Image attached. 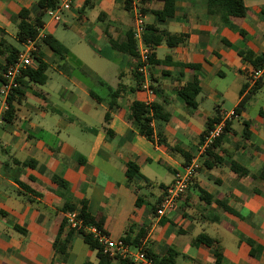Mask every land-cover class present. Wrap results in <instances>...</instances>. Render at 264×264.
Returning a JSON list of instances; mask_svg holds the SVG:
<instances>
[{
    "label": "crops",
    "instance_id": "0c3cea01",
    "mask_svg": "<svg viewBox=\"0 0 264 264\" xmlns=\"http://www.w3.org/2000/svg\"><path fill=\"white\" fill-rule=\"evenodd\" d=\"M37 2L0 0V76L9 54L20 52L13 42L24 48L14 21L22 10L30 20L42 14L38 40L51 36L66 50L60 56L39 47L46 82L21 78L7 119L0 115V264H98L77 234L64 261L53 246L59 229L61 240L70 229L64 208L79 210L82 202L91 216L103 218L107 238L126 232L134 238L145 229L141 248L159 258L171 249L174 264H214L213 249L220 264H264V79L254 90V66L239 55H264V0H243L245 16L226 22L220 10L209 13L207 0H175L174 16L165 22L149 12L161 9V0H130L129 10L125 0H71L59 22ZM136 8L144 17V42L147 26L186 35L171 48L150 45L159 62L150 67L151 95L134 75L137 57L127 52ZM192 81L200 89L195 110L178 96ZM133 102L161 109L165 119L150 122L152 141L127 121ZM216 111L220 120L231 112L235 117L225 120L211 155L200 154ZM192 158L200 168L177 209L157 217L166 187ZM128 162L147 183H128ZM200 235L213 248L194 245Z\"/></svg>",
    "mask_w": 264,
    "mask_h": 264
},
{
    "label": "trees",
    "instance_id": "16d2710c",
    "mask_svg": "<svg viewBox=\"0 0 264 264\" xmlns=\"http://www.w3.org/2000/svg\"><path fill=\"white\" fill-rule=\"evenodd\" d=\"M141 4H145L147 0H139ZM162 7L159 10H153L149 11L155 21L157 22H165L166 20L172 19L175 13V0H161ZM58 0H38L37 7L41 11H45L48 9H54L58 6ZM207 5L209 9V13H213L216 11H221L224 14V17H221V20L223 22H226L228 18H242L245 16L247 12V8L243 4V0H207ZM125 8L127 10L130 9V0H125ZM142 12H145V10H142ZM261 15L264 16V7L261 9ZM42 14L38 15L34 19L30 20L28 18L27 11L22 10L15 18L14 21H17V40L19 43H25L27 40H35L38 36V31L42 28ZM186 39V35H169L167 33L159 32L157 29H155L152 26L146 27V33H145V42L149 45H159L161 42H165L168 47H174ZM48 47L51 49L54 53L59 54L60 56L66 54V50L51 36H44L40 38L37 43V52L39 47ZM37 52L33 54L34 61L36 62V68L35 69H26L24 72H22V76L26 77L30 82L34 84L42 85L46 82V75L45 72L47 70V67L44 63L41 62L39 59ZM128 54L137 57V45L136 42L132 38V34L128 38ZM18 52H11L9 54V58L6 59L5 65H8L12 63ZM239 55L246 61L250 62L254 68H257L261 65V63L264 61V55L255 56L250 52L247 53H239ZM159 64L157 61L155 63L153 54L150 57V65ZM3 67V70H4ZM2 70V71H3ZM135 77H140L138 73L136 72L135 68ZM19 80V82H20ZM259 87V83L255 85L254 90ZM17 91V90H16ZM200 89L197 85L196 81L188 82L185 84L179 91L178 96L183 101V103L186 105V107L189 110H195L197 107V103L195 101L196 96L199 94ZM9 97V101H10ZM8 101V105L10 106V103ZM241 107V106H240ZM239 107L236 108L235 112H238ZM4 114V118L7 119V113ZM164 116L161 114V109L158 105L152 104V105H144L140 102H133L130 106L129 114L127 116L128 123L131 124V126L144 138H146L149 141H152V129L150 127V122L154 119H165ZM9 119V118H8ZM220 117L218 112L216 111V114L208 119L206 123V131L204 134L212 129V126L214 124L219 123ZM227 129V125L225 127ZM225 131V130H224ZM203 134V135H204ZM202 135V136H203ZM222 136V135H221ZM221 136L217 138L212 145L207 149L208 155H211L212 150L215 148V146L220 142ZM182 155L186 158V155L182 153ZM188 160V159H187ZM216 162L218 159H216ZM207 167V162L204 163ZM233 171H237V169H240L236 165L231 166ZM260 177L264 179V166L260 170ZM125 176L128 181V183H137V182H143L147 183L148 180L140 173L138 166L133 162H128L125 165ZM139 206V198L136 200V207ZM64 211L67 213H76L77 218L82 221V225L84 227L87 226H94L96 227L103 235H106L102 229L103 227V218L102 217H93L91 216L86 209L85 202L81 203V208L79 210H76L74 206H67L64 208ZM151 212H154V208L152 207L150 209ZM65 224H67V221L65 219ZM63 226L59 229L57 236L54 239L53 246L59 255L60 259L64 261L67 257V250L70 246L71 238L73 234L79 235L83 242L89 247L90 250L96 252V256L98 259V264H109V262L113 259H110L107 255L103 254L102 247L98 244V242L93 239L91 234L87 233L84 229L74 230L69 229L64 237V239H60V235L62 233ZM145 229H141L136 233L134 238H131L130 235L126 232L125 236L122 238V240L135 247H141V242L144 237ZM194 245H205L206 247L213 248L214 241L210 239L209 237L205 235H200L194 240ZM146 257L152 262V264H174L176 253L171 250L167 249L166 255L162 258L156 257L152 255L149 251L145 250ZM214 254V264H220L221 263V256L219 252L213 249ZM119 264H133L127 260H118Z\"/></svg>",
    "mask_w": 264,
    "mask_h": 264
},
{
    "label": "built area",
    "instance_id": "2783aa9c",
    "mask_svg": "<svg viewBox=\"0 0 264 264\" xmlns=\"http://www.w3.org/2000/svg\"><path fill=\"white\" fill-rule=\"evenodd\" d=\"M70 7L71 0H60L56 8L48 9L45 13L53 22H59L62 13L69 10ZM144 31V17L141 11L136 8L134 9V24L131 31L132 38L137 45L136 72L141 78L143 89L151 95L153 94V91L149 86V80L152 49L150 45L143 41ZM37 41L38 36L35 40H27L23 44V50L18 52L15 60L10 64L5 65L0 76V115H4L8 111L9 97L20 88L19 80L22 76V72L26 69H33L35 66L33 54L37 52ZM262 79H264V61L259 67L253 68L249 73V82L251 85H255ZM144 105L148 106L152 104ZM232 117H235L234 112L225 114L224 120L214 124L212 129L202 136L199 145L200 154L205 153L212 143L223 134L226 127L225 120ZM199 168L200 163L198 158H192L183 166L181 172L178 173L172 183L166 187L159 205L155 209L157 217H163L167 214L173 213L177 209L180 199L183 197ZM65 219L70 229H84L87 233L91 234L93 239H95L102 247L103 254L107 255L110 259L127 260L133 264H152L141 247L131 246L125 243L122 239L111 240L94 226L84 227L82 221L77 218L76 213H67Z\"/></svg>",
    "mask_w": 264,
    "mask_h": 264
},
{
    "label": "rangeland",
    "instance_id": "374dc122",
    "mask_svg": "<svg viewBox=\"0 0 264 264\" xmlns=\"http://www.w3.org/2000/svg\"><path fill=\"white\" fill-rule=\"evenodd\" d=\"M13 45L17 48V49H19V51H22L23 50V47H20L19 45H17V43H14L13 42ZM227 108H230V105L227 103Z\"/></svg>",
    "mask_w": 264,
    "mask_h": 264
}]
</instances>
